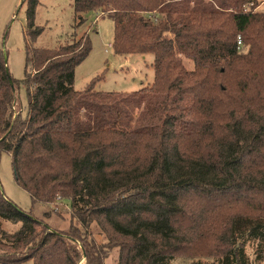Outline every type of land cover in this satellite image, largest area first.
Instances as JSON below:
<instances>
[{
  "label": "trees",
  "instance_id": "1",
  "mask_svg": "<svg viewBox=\"0 0 264 264\" xmlns=\"http://www.w3.org/2000/svg\"><path fill=\"white\" fill-rule=\"evenodd\" d=\"M23 1L22 80L0 49V154L11 156L34 203L70 199L72 224L53 230L0 187V264H104L113 249L117 264H168L232 207L246 210L214 230L210 257L234 264L238 236L264 240V111L253 108L264 97V13L255 0H74L80 24L114 13L117 55L154 57L151 87L119 101L94 82L74 88L92 49L88 33L55 50L32 47L39 0ZM21 88L24 115L13 110ZM94 225L105 244L89 237Z\"/></svg>",
  "mask_w": 264,
  "mask_h": 264
},
{
  "label": "rangeland",
  "instance_id": "2",
  "mask_svg": "<svg viewBox=\"0 0 264 264\" xmlns=\"http://www.w3.org/2000/svg\"><path fill=\"white\" fill-rule=\"evenodd\" d=\"M211 4L212 0H177L195 5L197 2ZM258 11L264 13V0H255ZM189 5V7H192ZM252 6L249 5L247 9ZM27 3L23 0H0V49L5 54L6 66L9 75L22 80L25 77L26 66V27ZM86 21L79 23L74 11V0H39L36 9L35 25L42 29L32 47L35 49L55 50L61 46L71 44L82 35L88 33L91 40V52L75 70L74 88L83 92L94 82V91L101 95L112 93L122 98L151 87L154 82V57L152 55H117L114 51L115 15L113 12L102 14L89 13L84 15ZM181 66L185 71L194 70V61L179 56ZM264 93V92H263ZM262 94L261 96H263ZM123 99V100H124ZM28 105L25 88L19 90V95L13 105L16 113H26ZM23 107V109H22ZM254 110L264 111V97L255 99ZM132 109V108H130ZM141 109H135L138 115ZM0 187L4 195L25 212H31L38 219H43L53 230L68 232L71 227V201L63 199L53 204L34 203L30 195L16 182L12 158L7 153L0 154ZM246 210L245 207H232L229 211L215 219L209 234L194 237V242L184 254L176 256L168 264H219V261L210 257L211 249L215 245L214 230H219L224 223L235 213ZM49 218H46V215ZM228 218V219H227ZM227 219V220H226ZM214 224L216 227H214ZM1 226L7 231L17 228L11 222L1 221ZM200 231V230H199ZM90 238L97 244L103 245L106 236L97 225L90 229ZM243 245V254L234 264H264V240L241 234L236 240V246ZM104 264H117L116 249L110 250ZM85 260L81 264H85ZM24 264H33L29 261Z\"/></svg>",
  "mask_w": 264,
  "mask_h": 264
},
{
  "label": "built area",
  "instance_id": "3",
  "mask_svg": "<svg viewBox=\"0 0 264 264\" xmlns=\"http://www.w3.org/2000/svg\"><path fill=\"white\" fill-rule=\"evenodd\" d=\"M238 43H239V45L241 44V40H240V38H239V42H238Z\"/></svg>",
  "mask_w": 264,
  "mask_h": 264
},
{
  "label": "water",
  "instance_id": "4",
  "mask_svg": "<svg viewBox=\"0 0 264 264\" xmlns=\"http://www.w3.org/2000/svg\"><path fill=\"white\" fill-rule=\"evenodd\" d=\"M11 84H12V80H10Z\"/></svg>",
  "mask_w": 264,
  "mask_h": 264
}]
</instances>
